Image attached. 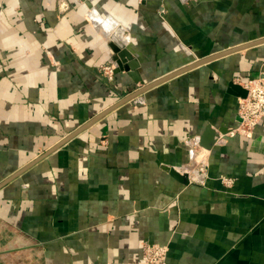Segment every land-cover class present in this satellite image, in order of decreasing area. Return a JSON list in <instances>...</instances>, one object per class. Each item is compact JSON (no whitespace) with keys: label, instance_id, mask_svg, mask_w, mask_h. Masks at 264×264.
I'll return each mask as SVG.
<instances>
[{"label":"crops","instance_id":"1","mask_svg":"<svg viewBox=\"0 0 264 264\" xmlns=\"http://www.w3.org/2000/svg\"><path fill=\"white\" fill-rule=\"evenodd\" d=\"M69 1L60 16L56 0H0V182L141 86L100 72L119 25L146 83L264 37V0ZM212 65L117 107L3 187L0 264H140L146 243L168 245V264H264V120L252 137L199 142L239 121L236 87L264 74V43ZM191 164L204 183L168 171Z\"/></svg>","mask_w":264,"mask_h":264},{"label":"water","instance_id":"2","mask_svg":"<svg viewBox=\"0 0 264 264\" xmlns=\"http://www.w3.org/2000/svg\"><path fill=\"white\" fill-rule=\"evenodd\" d=\"M81 1H83L89 7L93 6L92 0H81ZM263 43H264V37L257 39V40H254V41H250V42L238 45V46H235V47H232V48H229V49L219 51L217 53H214V54H211V55H208L205 57H199V58L187 63L186 65H184L180 68L174 69V70L168 72L167 74L146 83L144 81V79L141 78L140 68L142 67V64H141L135 50L133 49V47H134L133 46L134 45L133 35L130 33V31H128L124 27V25H119L118 27H116V30L113 31V33L111 34V36L108 39V46L111 49V52L113 54L112 59H113V62L115 63L114 72L116 74L120 73V72L129 73V75H131L133 77L134 81L136 83H140L141 86L138 89L130 92L128 95L124 96L120 100H118L116 103L110 105L108 108H106L102 112H100L97 115H95L94 117H92L89 121H87L86 123H84L83 125L78 127L75 131H73L72 133H70L69 135L64 137L62 140H60L58 143H56L53 147L48 149L44 154L38 156L32 162L28 163L27 165H25L24 167H22L21 169H19L18 171H16L12 175H10L9 177H7L3 181H1L0 182V190L3 187H5L7 184L14 181L17 177H19L29 167H31L36 162L41 160L43 157L49 155L50 153H52L53 151H55L56 149L61 147L63 144H65L67 141H69L70 139H72L73 137H75L76 135L81 133L82 131L91 127L95 122H97L99 119H101L102 117L107 115L109 112H111L114 109H116L117 107L135 99L136 97L145 93L149 89H151V88H153L159 84H162V83H164V82H166V81H168V80H170V79H172V78H174L180 74H183V73H185V72H187L193 68H196L200 65L208 64L209 67H212L213 66L212 63L219 58H222V57L229 55L233 52H236V51H239L242 49H246V48H249L251 46L258 45V44H263ZM137 73L138 74L140 73V75L137 76ZM231 85L233 86V84H231ZM236 88L239 89V95L240 96L245 97L247 95V90L244 87L238 85V87H236ZM220 132L225 134L228 132V128L226 130H220L218 132V131H213V129H211L210 127H207L206 133H204L200 138V141H199L200 145L206 149L213 148V146L216 144V142L220 136ZM168 171L171 173V175L173 177H175L177 180H179L180 182H182L184 184H188L191 182L188 172H180L173 167H169Z\"/></svg>","mask_w":264,"mask_h":264},{"label":"built area","instance_id":"3","mask_svg":"<svg viewBox=\"0 0 264 264\" xmlns=\"http://www.w3.org/2000/svg\"><path fill=\"white\" fill-rule=\"evenodd\" d=\"M114 69L115 64L111 60L101 65L100 72L108 80L113 81L115 78ZM244 87L247 90V95L239 100L238 114L240 119L234 126L229 127L228 132L224 134L229 137L236 135L252 137L260 122L264 120V74L250 79ZM190 167L191 170L188 171L190 181L204 183L208 177L206 166L203 164L198 169H194V164H191ZM218 179L226 187H232L235 182L233 177L226 175H221ZM168 253V245L146 243L143 246L140 264H168Z\"/></svg>","mask_w":264,"mask_h":264},{"label":"rangeland","instance_id":"4","mask_svg":"<svg viewBox=\"0 0 264 264\" xmlns=\"http://www.w3.org/2000/svg\"><path fill=\"white\" fill-rule=\"evenodd\" d=\"M56 2L60 16H63L72 6L69 0H56Z\"/></svg>","mask_w":264,"mask_h":264}]
</instances>
